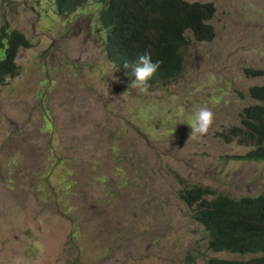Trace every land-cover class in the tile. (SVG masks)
Instances as JSON below:
<instances>
[{"label":"rangeland","instance_id":"374dc122","mask_svg":"<svg viewBox=\"0 0 264 264\" xmlns=\"http://www.w3.org/2000/svg\"><path fill=\"white\" fill-rule=\"evenodd\" d=\"M211 2L213 39L186 32L175 78L139 90L104 55L102 2L62 17L53 0H0V26L32 41L15 54L18 73L0 83V264L252 257L208 249L178 197L194 183L234 198L264 192V160L232 157L248 146L217 136L256 103L247 87L264 85L249 73L264 70V0ZM200 106L214 125L189 139L179 122Z\"/></svg>","mask_w":264,"mask_h":264},{"label":"trees","instance_id":"16d2710c","mask_svg":"<svg viewBox=\"0 0 264 264\" xmlns=\"http://www.w3.org/2000/svg\"><path fill=\"white\" fill-rule=\"evenodd\" d=\"M86 2L53 0V5L59 16L68 17ZM98 2L103 3L98 30L104 33L103 50L108 61L134 80L133 67L145 51L151 53L153 61H161L157 73L148 81V88L173 80L180 71L181 49L188 40L186 32L197 42H208L214 37L213 26L208 22L215 11L211 0ZM31 45L32 41L21 32L0 26V83L18 73L14 60L18 48ZM249 73L264 75V70L250 69ZM246 91L256 103L244 106L238 124L217 132V136L226 143L237 139L239 144L249 146L244 153L232 155L234 158L264 159V85H251ZM178 197L205 231L208 249L252 255L241 261L210 257L205 264H264V192L234 198L194 183L180 188Z\"/></svg>","mask_w":264,"mask_h":264},{"label":"clouds","instance_id":"9594fccd","mask_svg":"<svg viewBox=\"0 0 264 264\" xmlns=\"http://www.w3.org/2000/svg\"><path fill=\"white\" fill-rule=\"evenodd\" d=\"M189 2H191V0H189ZM160 65L161 61H153L151 53L145 51L144 54L138 57V61L133 67V75L135 77V80L130 84L129 87L139 90H146L148 81L157 73L158 69L160 68ZM124 67L127 69L129 66L128 64H125ZM113 79L116 78L113 77ZM177 111L182 117L184 113V108L182 106H179ZM179 123H187L190 126L191 132L189 139H196L198 137L203 138L204 136L209 134L210 129H212L214 125V113L210 108L206 106H200L194 110L192 116L189 117L187 122L181 120Z\"/></svg>","mask_w":264,"mask_h":264}]
</instances>
